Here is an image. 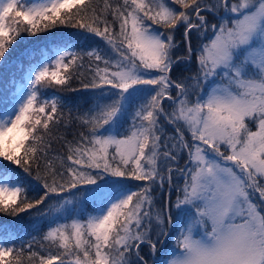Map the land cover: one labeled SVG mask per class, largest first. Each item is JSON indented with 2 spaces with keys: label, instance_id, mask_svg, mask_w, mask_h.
Instances as JSON below:
<instances>
[{
  "label": "snow or ice",
  "instance_id": "6c2138e0",
  "mask_svg": "<svg viewBox=\"0 0 264 264\" xmlns=\"http://www.w3.org/2000/svg\"><path fill=\"white\" fill-rule=\"evenodd\" d=\"M61 26L79 31L25 49L24 85L13 74L0 90V159L27 174L0 165V213L37 208L49 250L17 246L0 225V264H150L142 244L151 264H264V0H0V60L23 33ZM85 60L92 106L75 118L67 162L49 158L64 117L42 90L82 75ZM182 63L190 75L174 79ZM165 169L169 189L174 172L183 187L157 208Z\"/></svg>",
  "mask_w": 264,
  "mask_h": 264
},
{
  "label": "trees",
  "instance_id": "16d2710c",
  "mask_svg": "<svg viewBox=\"0 0 264 264\" xmlns=\"http://www.w3.org/2000/svg\"><path fill=\"white\" fill-rule=\"evenodd\" d=\"M170 2V0H169ZM102 6V5H101ZM175 7H179L178 5ZM183 10V9H181ZM155 27V25H153ZM79 31L78 29L66 28V27H57L51 29L49 32H41L36 36H30L27 33H23L21 37L12 45V48L9 50V53L5 54V58L0 60V64H4V61H8L7 64H4V67H0V90H4L8 86V82L10 77L15 74L17 80H20L23 73L18 69L16 65V61H21L25 68H27L30 63L24 56L21 54L25 51V49H39L42 45L46 44L47 41L45 38L52 39L54 36L59 37L61 34L66 33H75ZM91 35V34H87ZM99 40L98 37L95 38ZM175 39L180 42V47L177 49V55H183L186 52V47L183 42L182 30L177 31ZM195 40L193 39V46ZM103 45V41L100 42ZM94 47L96 45H93ZM37 60L40 59L39 55L36 57ZM88 61L85 60V69L83 70L82 75H78L73 80H71L67 85L64 86H56L53 85L51 88L43 89L42 92L46 96H52L53 94L56 97L62 98L61 106L58 108V112L63 113V121L61 125L53 128L51 136L49 138L50 146H49V158L52 157H61L66 161V157L68 154V144L69 142L75 143L79 137L80 131L83 129L79 126L78 121H76V117L86 111L88 108L92 106L93 103V90L85 89L83 87L84 83H88L91 80V72L87 68ZM194 68L195 65L193 64ZM185 65L182 63L177 67L173 68L171 76L175 79L181 76H188L190 72L184 70ZM23 82V80H20ZM169 102L167 100L164 101V104L167 105ZM164 123V127L169 134L175 135V131L173 127L166 122ZM66 125V126H65ZM125 127H127V122L125 123ZM190 138V134L189 137ZM163 139V137H162ZM163 151V149H161ZM188 156L187 152L183 154V158L179 161V167H185V162L187 161ZM67 162V161H66ZM57 165L59 161H56ZM0 165H9L10 167L16 169L22 175L27 176L26 173H23L21 169H19L16 165H11L10 162L4 161L0 159ZM177 174V172L173 173ZM31 180V177H28ZM134 186H138L141 181H129ZM32 183H37L36 181H32ZM158 190H162L159 194L161 195L162 203L168 201V198L165 197L166 193L170 192V189L167 184V173L166 180L163 188H159ZM159 191H157L158 194ZM43 194L42 192L40 193ZM30 195H33L30 193ZM67 196L68 194L65 193ZM38 208L40 210H45L46 205H39ZM38 211L37 208L30 209L29 212L20 213L16 216H11L6 213H0V225H3L12 231L15 232L18 239L16 240L17 246L20 243H27L28 241L35 238V243L33 244L34 250H40L41 243L44 245V251L47 252L49 250V245L46 241H43V235L47 231L49 227V221L45 217L35 216L30 217L29 213L35 214ZM85 213L93 212V205L89 203L87 208L84 210ZM80 218L82 220L86 219V215H81ZM70 223V219L68 220ZM141 247L145 249H149L147 245L142 244ZM55 252V249H52ZM145 259L150 260V254L144 251ZM38 264V262H37Z\"/></svg>",
  "mask_w": 264,
  "mask_h": 264
},
{
  "label": "rangeland",
  "instance_id": "374dc122",
  "mask_svg": "<svg viewBox=\"0 0 264 264\" xmlns=\"http://www.w3.org/2000/svg\"><path fill=\"white\" fill-rule=\"evenodd\" d=\"M194 40H195V38H193ZM195 45H196V40H195V42H194V47H195ZM25 83V82H24ZM24 83L23 82H20V84L19 85H17L18 87H22L23 85H24ZM253 130H255L254 128H253ZM166 173H167V171H166V169L164 170V175H165V180H166ZM172 180H173V187L171 188V190H170V192H168V193H166V195H165V197L166 198H168V201L170 200L171 201V203H175V200H176V197H177V191H176V185H179L180 187H183V177L182 176H180V174L179 173H177V174H174V176H172ZM133 188H135V187H137V186H134L135 184H133V183H131V182H128ZM143 182H140L139 184H137L138 186L140 185V184H142ZM160 187H159V185L157 184V185H155L154 186V191H153V193H152V195H153V197H154V202H155V206L157 207V208H159V207H161L162 205H163V203H162V199H161V195L159 194L160 192H162V190H158ZM157 191H159L158 192V194H157ZM258 195V194H257ZM89 203H91L92 204V202L91 201H89V202H87V203H85L84 204V210L87 208V205L89 204ZM172 245H171V243L169 242V241H165V245H164V248H169V247H171ZM158 248H160V246L158 245ZM163 249H161V251H162ZM144 251H146L148 254H150V252H149V249H145V248H143V247H140V254L141 255H143L144 254ZM158 256H159V253H158ZM149 262H150V264H151V260H149Z\"/></svg>",
  "mask_w": 264,
  "mask_h": 264
}]
</instances>
